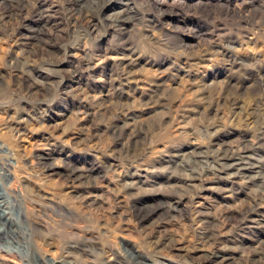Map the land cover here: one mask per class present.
<instances>
[{
  "label": "rangeland",
  "instance_id": "374dc122",
  "mask_svg": "<svg viewBox=\"0 0 264 264\" xmlns=\"http://www.w3.org/2000/svg\"><path fill=\"white\" fill-rule=\"evenodd\" d=\"M261 135L264 0H0V264H264Z\"/></svg>",
  "mask_w": 264,
  "mask_h": 264
},
{
  "label": "bare ground",
  "instance_id": "6f19581e",
  "mask_svg": "<svg viewBox=\"0 0 264 264\" xmlns=\"http://www.w3.org/2000/svg\"><path fill=\"white\" fill-rule=\"evenodd\" d=\"M35 38V37H34ZM257 143L258 144H261V143H264V135H261L259 136V138L257 139ZM224 153V152H223ZM249 152L247 150H245L244 152V155L246 156ZM241 154H239L238 156H235V159H238V157L240 156ZM204 156L202 154V152L200 153H197L196 155H189V158H194V157H197V158H200ZM247 157V156H246ZM242 157H239V159H241ZM187 159V160H188ZM216 159H218V161H220L222 163V166L224 165L226 168H233L235 164H232V162H230L232 159H233V156H229V158H227L226 156L224 155H220L218 156ZM187 160L184 162V164L182 163L181 167H182V170L186 169L187 168ZM247 160V159H246ZM237 161V160H236ZM255 165L253 163H250L246 166H242L238 169H235L236 171H239V170H243L242 172H248V171H245V167H254ZM178 167V166H177ZM236 167V166H235ZM255 168V167H254ZM256 168H258L261 171H264V168L262 167V165L260 166H257ZM86 170V169H85ZM175 170V169H174ZM257 170V171H259ZM188 171V170H187ZM72 172V171H71ZM263 173V172H261ZM202 174V173H201ZM246 174V173H244ZM89 176V175H88ZM68 177V176H67ZM187 177L189 178H193L194 175L193 174H190L188 175ZM255 179V178H253ZM252 179V180H253ZM262 183V182H261ZM263 185V184H262ZM184 187V186H183ZM175 193H179L181 194L179 191H176ZM184 196V195H183ZM4 197V195H3ZM10 197V196H9ZM253 197V196H252ZM7 202L5 201V199H3L1 197V194H0V206H6L7 208L9 207L8 204H6ZM14 203V202H12ZM172 205V204H171ZM155 208V207H154ZM175 207H173V209L171 207H169L168 211L170 210H173L175 211ZM141 210V209H140ZM177 211V209H176ZM138 213H141L140 211H137ZM152 214L153 213H157V210L155 209H152L151 210ZM150 212V213H151ZM198 212V211H197ZM150 213L146 214L145 216H148ZM170 213V212H169ZM205 213V212H204ZM10 211H2V213H0V240L1 239H5L6 237L10 236L12 238H17V240L19 241V244H20V248L11 252L12 254H16V255H19V256H26V247L24 245L25 242H27V235L25 234H20L19 231H18V226H17V223L16 221L12 218V216L10 215ZM143 214V212H142ZM197 216V215H196ZM195 217V216H194ZM247 217V216H246ZM197 218V217H196ZM202 219V218H201ZM196 220V219H195ZM201 222V221H199ZM245 221H243L241 224H244ZM11 226H15L16 228H11ZM208 225V224H207ZM33 227V226H32ZM38 229V228H37ZM36 229V230H37ZM243 229V228H242ZM25 233V232H24ZM38 233H40V231L38 230ZM41 234V233H40ZM33 235V232L32 234ZM21 237V238H20ZM32 239V238H31ZM65 246L69 245L70 243H72V241H68V237L65 238L63 240ZM23 244V245H22ZM29 245V244H28ZM73 245V244H72ZM83 245L84 247H89L91 249L92 252H94L95 254L97 255H100V252H101V248H99L98 250V245H99V242L97 240H94L93 238H87L85 239V241H83ZM102 245V244H101ZM104 245V244H103ZM100 246V245H99ZM106 246V245H105ZM108 247V246H107ZM0 251H5L4 248L1 246L0 247ZM69 251V250H68ZM73 251V250H72ZM76 251V250H75ZM78 251V250H77ZM80 251V250H79ZM86 250H82V252H84ZM88 253V252H87ZM134 253V252H133ZM111 254L113 255L114 257V263L116 264H149L146 262V260H148L147 258H138L137 255L135 254H132L131 256L128 255V252L126 250H123V249H119L118 251L116 250H113L111 252ZM26 259V258H25ZM41 260L43 261V264H80V263H77L74 261V258H73V261H70V260H67V259H62V260H59L58 263H55L54 261H46L44 260V258H41ZM152 261V260H151ZM151 264H162L160 263L159 261H153ZM164 264V263H163Z\"/></svg>",
  "mask_w": 264,
  "mask_h": 264
}]
</instances>
